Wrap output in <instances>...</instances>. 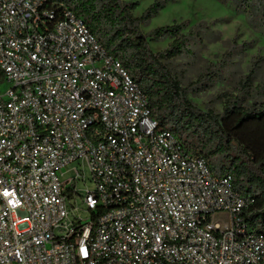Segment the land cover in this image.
<instances>
[{
	"label": "built area",
	"instance_id": "built-area-1",
	"mask_svg": "<svg viewBox=\"0 0 264 264\" xmlns=\"http://www.w3.org/2000/svg\"><path fill=\"white\" fill-rule=\"evenodd\" d=\"M0 70V264H264L252 198L160 125L70 7L0 0ZM77 161L94 191L60 181Z\"/></svg>",
	"mask_w": 264,
	"mask_h": 264
},
{
	"label": "trees",
	"instance_id": "trees-1",
	"mask_svg": "<svg viewBox=\"0 0 264 264\" xmlns=\"http://www.w3.org/2000/svg\"><path fill=\"white\" fill-rule=\"evenodd\" d=\"M70 7L88 25L99 43L120 59L132 79L147 96L153 117L177 135L194 154L204 158L217 177L230 175L236 192L251 197L246 213L252 229L264 233V102L255 94L257 65L238 83L239 96L228 98L222 114L200 110L190 99L210 88L228 66L227 60L199 77L190 88L168 66L177 58L194 55L209 31L207 23L190 22L159 27L149 34L151 23L173 0H155L141 17L138 3L125 0H49ZM234 14L243 16L251 29L264 38V0H217ZM149 40H170L169 48L155 54ZM6 85L0 70V86Z\"/></svg>",
	"mask_w": 264,
	"mask_h": 264
},
{
	"label": "rangeland",
	"instance_id": "rangeland-1",
	"mask_svg": "<svg viewBox=\"0 0 264 264\" xmlns=\"http://www.w3.org/2000/svg\"><path fill=\"white\" fill-rule=\"evenodd\" d=\"M127 3H138L135 17H141L155 0H125ZM190 22L192 25L207 23L209 31L202 47L194 48V55L183 56L176 60L164 62L173 75L181 80L182 87L187 89L195 84L199 77L210 70L219 69L225 60L228 66L214 81L210 88L201 91L190 99L202 111L213 109L222 114L228 98L239 96L238 83L259 65L255 83V94L264 102V38L250 28L243 16L234 14L217 0H173L168 3L151 23L143 26L142 32L147 35L151 31L174 23ZM171 41L152 42L150 48L155 54L165 52ZM7 85L0 86V94L7 90ZM60 176L62 183L75 180L73 186L80 193L94 191L92 174L86 162L77 161L67 165ZM85 175V180L83 179ZM81 201L77 196L71 206ZM75 212L80 219H87L90 213L83 207Z\"/></svg>",
	"mask_w": 264,
	"mask_h": 264
}]
</instances>
